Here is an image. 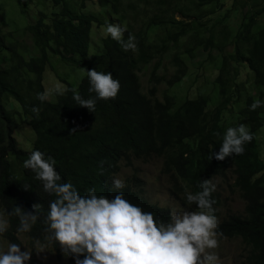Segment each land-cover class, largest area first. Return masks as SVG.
<instances>
[{
  "label": "trees",
  "instance_id": "trees-1",
  "mask_svg": "<svg viewBox=\"0 0 264 264\" xmlns=\"http://www.w3.org/2000/svg\"><path fill=\"white\" fill-rule=\"evenodd\" d=\"M15 1L23 6V0ZM51 1V16L40 12L36 22L26 29L38 50L36 55L27 58L22 52L27 50L26 45L0 28V208L9 224L0 237L20 244L18 235L26 234L62 258L59 244L47 239L44 223L55 196L43 190L42 182L31 170H18L13 163H24L33 151H40L45 159L53 158L61 182H71L81 195L95 189L97 196L111 200L123 192L130 203L167 223L172 211L145 198L139 177L134 176L122 189L114 188L112 183L122 162L132 166L133 160L161 158L163 173L171 182V196L183 206L187 205L186 193L200 191L202 180L214 182L233 171V186L244 202V214L224 218L216 229L222 234L218 238H239L246 248L243 264H264V160L258 139L264 127V29L254 30L264 10L260 15L247 14L234 44H230L227 28L217 36L214 28L207 30L203 22L216 15L219 0H106L110 15L106 23L94 14L81 12L69 0ZM86 1H80L82 9ZM95 24L120 25L125 29L123 39L126 41L129 34L134 36L137 49L126 52L107 36L102 39V51L91 53ZM230 45L233 53L223 54ZM196 49L206 50L209 58L214 50L223 54L215 79L217 104L213 108L203 92L182 103L171 94L188 74L181 53L195 58ZM49 52L85 70L111 73L120 83L116 98L97 100L94 112L80 107L73 99L75 93L83 99L95 98L88 91L85 74L77 87L63 80L66 89L63 94L57 93L55 102L39 101L37 94L46 92L44 73L50 62ZM166 59L175 68L169 78L161 73ZM244 65L253 74L254 92L238 81ZM149 66V88L143 92L139 73ZM162 84L167 88L163 99H159ZM10 98L20 105L24 122L35 133L31 151L22 149L15 137L16 117L7 108ZM256 100L262 102L261 106L250 111ZM34 107L39 108L38 116L32 111ZM235 111L238 119L228 123L225 113ZM240 124L253 134L252 141L244 145V153L209 161L211 152H219L227 128ZM211 199L216 215L219 194L214 191ZM33 204L42 205L40 218L31 231L18 233L19 218L12 214L14 208L32 212ZM68 259L76 264L74 257Z\"/></svg>",
  "mask_w": 264,
  "mask_h": 264
},
{
  "label": "clouds",
  "instance_id": "clouds-1",
  "mask_svg": "<svg viewBox=\"0 0 264 264\" xmlns=\"http://www.w3.org/2000/svg\"><path fill=\"white\" fill-rule=\"evenodd\" d=\"M105 31L121 44L124 51H135V37L129 34L123 39V29L118 24H108ZM89 82V93L95 98L83 99L75 93L73 99L82 108L95 111L97 100L115 99L120 83L111 73L98 72L95 69L84 70ZM58 94H63L58 90ZM49 98L47 92L38 93L41 102ZM256 100L249 110L255 111L261 106ZM37 116L39 108H32ZM76 130L73 129L72 132ZM253 134L248 127L227 128L218 153H210L213 158L223 161L232 155H242L244 145L251 142ZM56 161L40 151H33L24 161L23 167L35 174V179L42 182L43 190L55 199L49 204V211L44 218L47 239L59 244L61 252L67 258L72 256L76 264H217L218 257L209 250L218 247V219L214 215L211 199L216 185L211 179L202 180L200 191L186 193L189 205H195L196 211H173L170 221H157L155 214L145 212L140 207L125 199L123 192H118L111 200L97 196L95 189H88L86 195L71 182H61V176L55 170ZM104 162L102 161L101 164ZM113 187H125L123 180L114 179ZM42 205L33 204L32 212L19 207L14 208V215L19 218L18 233H27L40 218L38 213ZM7 230V222L0 219V234ZM83 256V259L80 257ZM31 252H22L20 245L11 243L6 252H0V264H26Z\"/></svg>",
  "mask_w": 264,
  "mask_h": 264
},
{
  "label": "rangeland",
  "instance_id": "rangeland-1",
  "mask_svg": "<svg viewBox=\"0 0 264 264\" xmlns=\"http://www.w3.org/2000/svg\"><path fill=\"white\" fill-rule=\"evenodd\" d=\"M75 3L81 12L94 14L102 22L106 23L110 20L108 4L106 0H87L85 8H81V0H69ZM217 13L203 20L207 30L214 28L217 36L225 28H227L230 44H234L235 36L241 31L244 22V17L249 14L260 15L264 10V0H219L217 2ZM243 5H245L243 7ZM53 3L51 0H23V6H20L15 0H0V28L3 33H11V39L19 41L26 45L27 50H22L27 58H30L38 53L35 49L33 40L27 27L34 24L38 19L40 12H45L51 16L53 11ZM106 26L94 25L91 32V53H99L102 51V39L110 36L105 31ZM264 29V14L257 17V23L254 30ZM155 34V31H153ZM204 35H208L204 33ZM233 45L227 47L223 54H232ZM223 54L214 50L212 57L204 49L195 50V58H190L186 53L182 52V58L188 65V74L185 79L172 89L171 94L174 95L179 103L186 99H193L199 93H205L211 101V108L217 104V94L215 79L219 74V65L222 61ZM50 62L44 73V85L46 92L49 94L48 100L55 102L57 100L58 90L64 91L66 83L63 80L69 81L73 86L77 87L85 76L86 72L83 67L68 61H64L59 55L49 52ZM165 67L161 73L169 78L175 71L169 59L164 61ZM236 66L235 63H233ZM151 66L139 73L141 88L143 92H147L148 76ZM85 70V69H84ZM239 82L251 91H255L253 84V74L246 65L241 66V74ZM167 88L165 84L159 87L157 97L163 99L164 91ZM7 108L14 112L16 117L15 122V137L19 146L31 151L35 140L34 131L24 122V117L21 113L20 105L12 98L7 103ZM237 111L226 112L224 115L228 123L236 121ZM259 147L261 157L264 160V127L261 129L259 136ZM13 161V159H12ZM15 167L23 169V163L13 162ZM134 176L139 177L141 181L140 187L143 189V195L153 204L169 208L173 211H196L195 205L183 206L180 201H177L171 196V182L169 177L163 173V159L155 158L150 161L133 160L132 166L121 163V170L116 175L115 179L123 180L124 184L131 181ZM213 184L216 185V192L220 197V205L217 208L215 215L220 223L230 214L243 215L244 202L240 198L238 191L233 186L234 173L230 171L226 177H217ZM0 219L7 222V216L0 208ZM218 223V224H219ZM20 248L22 252L30 251L31 258L26 264H70L68 257L62 254L59 259L53 249L48 246L34 243L26 234L18 235ZM218 247L213 250L218 261L217 264H243L246 248L239 238H218ZM9 244L7 239L0 237V252H6Z\"/></svg>",
  "mask_w": 264,
  "mask_h": 264
}]
</instances>
